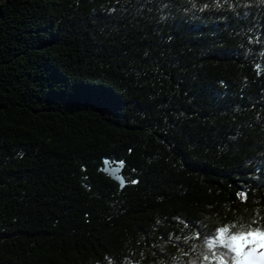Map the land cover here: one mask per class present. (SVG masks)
<instances>
[{"label": "trees", "instance_id": "obj_1", "mask_svg": "<svg viewBox=\"0 0 264 264\" xmlns=\"http://www.w3.org/2000/svg\"><path fill=\"white\" fill-rule=\"evenodd\" d=\"M226 226L264 229V0H0V264H220Z\"/></svg>", "mask_w": 264, "mask_h": 264}, {"label": "snow or ice", "instance_id": "obj_2", "mask_svg": "<svg viewBox=\"0 0 264 264\" xmlns=\"http://www.w3.org/2000/svg\"><path fill=\"white\" fill-rule=\"evenodd\" d=\"M231 228H235V225ZM231 228H220L214 241V244L227 250L225 255L231 254L230 261H226L225 255H222L220 264H264V229L241 227L236 232H231ZM212 246L209 245L210 248Z\"/></svg>", "mask_w": 264, "mask_h": 264}, {"label": "water", "instance_id": "obj_3", "mask_svg": "<svg viewBox=\"0 0 264 264\" xmlns=\"http://www.w3.org/2000/svg\"><path fill=\"white\" fill-rule=\"evenodd\" d=\"M121 165L120 163H118L115 167H109L107 161H105V165L104 168L102 169V172L109 175L110 178L112 179V181H116L119 184H123V178L119 175L120 172V168L117 167Z\"/></svg>", "mask_w": 264, "mask_h": 264}]
</instances>
